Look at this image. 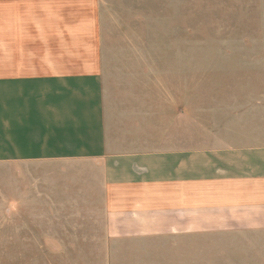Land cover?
Instances as JSON below:
<instances>
[{"label":"crops","instance_id":"crops-1","mask_svg":"<svg viewBox=\"0 0 264 264\" xmlns=\"http://www.w3.org/2000/svg\"><path fill=\"white\" fill-rule=\"evenodd\" d=\"M37 165L107 264H264V0H0L4 215Z\"/></svg>","mask_w":264,"mask_h":264},{"label":"rangeland","instance_id":"rangeland-1","mask_svg":"<svg viewBox=\"0 0 264 264\" xmlns=\"http://www.w3.org/2000/svg\"><path fill=\"white\" fill-rule=\"evenodd\" d=\"M197 44L204 47V43ZM27 172L20 170L15 176L23 182L29 179ZM31 174L37 180L35 218L3 214L13 194L5 196L0 181V264H107L108 251L97 246L107 242L101 218L91 204L78 205L76 200L78 188H84L75 184L76 170L69 171L63 185L51 184L50 179L58 175L48 166L37 165ZM7 188L21 190L14 198L28 197L22 185ZM20 207L27 211V201Z\"/></svg>","mask_w":264,"mask_h":264}]
</instances>
